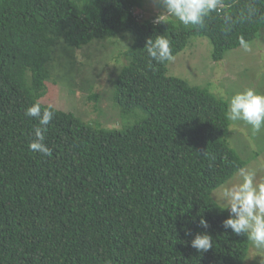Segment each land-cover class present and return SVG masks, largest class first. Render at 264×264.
I'll use <instances>...</instances> for the list:
<instances>
[{
  "label": "trees",
  "instance_id": "16d2710c",
  "mask_svg": "<svg viewBox=\"0 0 264 264\" xmlns=\"http://www.w3.org/2000/svg\"><path fill=\"white\" fill-rule=\"evenodd\" d=\"M145 1L0 0V264L248 263L251 242L222 226L229 212L212 197L246 166L227 144L228 102L168 76L144 47L164 35L175 58L206 38L221 63L259 39L264 0H220L203 26L146 19ZM113 38L129 40L114 101L139 122L105 130L43 103L62 48ZM37 102L54 112L50 157L29 148L38 120L24 112ZM197 233L213 247H191Z\"/></svg>",
  "mask_w": 264,
  "mask_h": 264
},
{
  "label": "rangeland",
  "instance_id": "374dc122",
  "mask_svg": "<svg viewBox=\"0 0 264 264\" xmlns=\"http://www.w3.org/2000/svg\"><path fill=\"white\" fill-rule=\"evenodd\" d=\"M162 12L157 0L145 1L142 11L144 18L157 19ZM124 36L131 41L133 39L130 35ZM118 38L95 41L81 52L62 48L57 54L62 64L56 60L43 103L72 113L84 123L105 130L123 129L139 122L144 117L141 112L123 117L114 101L117 80L127 65L120 50L124 48L125 52L129 48V40L118 41L121 40ZM104 45L109 47L105 48ZM247 46L229 52L223 62L215 63L210 41L192 37L187 48L169 61L168 76L179 78L194 87L208 89L228 103L233 95L246 89L264 94V31L258 40ZM63 67L67 68V72L63 71ZM89 87L92 88L90 91ZM90 92L100 95L99 103L87 100ZM226 140L246 163L245 168L255 171L257 180L264 179V128L254 132L242 121H231ZM238 180L236 175L231 181ZM217 191L213 193V199ZM247 264H264V252L252 248Z\"/></svg>",
  "mask_w": 264,
  "mask_h": 264
},
{
  "label": "clouds",
  "instance_id": "9594fccd",
  "mask_svg": "<svg viewBox=\"0 0 264 264\" xmlns=\"http://www.w3.org/2000/svg\"><path fill=\"white\" fill-rule=\"evenodd\" d=\"M157 3L163 9L158 21L161 17H174L184 26H203L210 13L218 8L220 0H157ZM144 49L152 61L164 63L174 59L170 42L164 35L149 38ZM24 115L38 120L35 138L29 143L30 150L50 157L52 151L44 140L54 112L42 110L37 102L27 107ZM226 118L242 121L254 132H259L264 128V94H257L253 89L236 93L229 100ZM236 175L239 180L221 184L214 197L219 208L229 212L222 226L235 235L246 236L254 249L264 252V179L257 180L256 172L247 168L238 169ZM200 226L207 228L208 224L201 219ZM191 247L206 252L213 247L212 238L206 233H197L191 240Z\"/></svg>",
  "mask_w": 264,
  "mask_h": 264
}]
</instances>
